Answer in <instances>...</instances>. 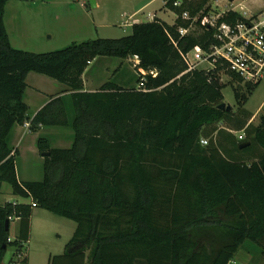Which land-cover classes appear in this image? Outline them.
<instances>
[{"label":"trees","instance_id":"1","mask_svg":"<svg viewBox=\"0 0 264 264\" xmlns=\"http://www.w3.org/2000/svg\"><path fill=\"white\" fill-rule=\"evenodd\" d=\"M8 1L0 0V185L30 202L0 204V264L8 247L12 260L19 255V264L27 263L24 243L34 208L75 222L64 251L47 264H229L245 245L264 253V106L256 125L251 113L235 116L218 108L226 84L242 107L259 81L242 83L218 60L211 69L183 73L180 52L206 50L216 39L198 21L181 35L178 29L188 28L191 19L180 14L205 13L210 0H183L180 7L169 1L165 6L177 15L172 24L155 17L134 22L120 38L43 53L11 45L4 24ZM240 17L228 10L219 21ZM103 56H136L137 63H130L135 85L106 81L84 91L83 72ZM29 72L67 91L31 116L23 99ZM222 73L229 79L222 81ZM26 122L34 133L58 125L73 132L67 148L49 147L38 136V150L48 149L39 181L16 175L17 149L9 137ZM236 130L244 132L237 140ZM232 142L243 150L256 146L257 155L245 159ZM15 218L19 235L9 240Z\"/></svg>","mask_w":264,"mask_h":264},{"label":"rangeland","instance_id":"2","mask_svg":"<svg viewBox=\"0 0 264 264\" xmlns=\"http://www.w3.org/2000/svg\"><path fill=\"white\" fill-rule=\"evenodd\" d=\"M139 0H99L98 7H91L88 0H10L5 6L4 22L14 48L43 53L64 48L74 42H82L95 38H120L130 33V27L121 26L125 17L120 18L123 9L132 8ZM157 0L149 8L161 4ZM213 1L209 3L213 6ZM220 8L228 7L229 0H216ZM264 0H234L231 7L240 13H248L246 7L250 3L260 6ZM217 7V6H216ZM157 17L172 24L175 18L168 9H159ZM139 18L145 20L144 15ZM120 22V23H119ZM122 65H121V64ZM120 67L117 73L114 69ZM91 74L96 82L95 90L106 81H114L121 85H135L137 75L130 62L114 57H99L91 66ZM34 75V76H33ZM127 79L128 83H127ZM225 79V78H224ZM24 101L28 105L31 116L41 100L48 93L60 92L65 85L45 75L29 73L26 78ZM36 88L44 91L39 92ZM57 94V93H56ZM223 102L231 106L235 116L251 113L250 123L256 125L258 116L264 106V73L247 102L238 107L231 84L222 89ZM54 98V97H53ZM243 114V115H244ZM29 130L28 126L23 125ZM13 128L9 137L10 145L17 149L15 155L16 175L19 181H39L44 176V157L48 149L39 151L37 138L45 136L49 147L67 148L72 142V129L67 126H42L38 133L24 132ZM236 140L244 135L243 131L234 132ZM236 153L245 159L257 155L256 146L243 150L238 142L229 143ZM13 198L11 187L0 185V204ZM17 229L16 221L10 222L9 234L12 236ZM75 222L57 216L47 210L35 208L30 225L29 240L24 243L27 253L26 264H47L49 255L60 254L72 236ZM13 248L8 247L3 264L12 260ZM49 256V257H48ZM229 264H264V253H259L251 246L245 245L234 255Z\"/></svg>","mask_w":264,"mask_h":264},{"label":"built area","instance_id":"3","mask_svg":"<svg viewBox=\"0 0 264 264\" xmlns=\"http://www.w3.org/2000/svg\"><path fill=\"white\" fill-rule=\"evenodd\" d=\"M169 1L173 7H180L183 0H164V4ZM226 11L228 10L221 12L210 7L207 12L193 17H190L188 11L181 12L182 19H191L188 28L178 29L181 35L187 34L198 21L200 27L212 30L216 39V43L210 44L206 50L194 46L188 51L180 52L186 66L183 73L211 69L218 60L242 83H257L264 73V8L256 12L242 13L241 17L234 21H219ZM132 57L136 59V56ZM227 79L228 75L222 73L221 80ZM24 125L28 126L29 123L26 122ZM201 142L206 144V140ZM19 259V255H16L6 264H19Z\"/></svg>","mask_w":264,"mask_h":264},{"label":"crops","instance_id":"4","mask_svg":"<svg viewBox=\"0 0 264 264\" xmlns=\"http://www.w3.org/2000/svg\"><path fill=\"white\" fill-rule=\"evenodd\" d=\"M95 1V6L94 7H98L99 6V0H94ZM155 1H157V0H139L137 3H135L134 5H133V7L132 8H129V9H123L122 11H121V13H120V18H123V17H125V19L120 23V25L121 26H127V27H130L131 28V25L134 23V22H140V21H147V20H151V19H153V18H155V17H157V13H158V10L160 9H163V7H164V9H168V10H170L171 12H173L171 9H169V8H167L166 6H165V4H164V0H162L161 1V4L159 5V6H157V7H155V8H149L151 5H153V3L155 2ZM230 1V3H228V7H226V8H220L218 5H217V1L216 0H214L213 1V6H211L210 5V7H214L217 11H225V10H233V11H236V12H238L239 14H242V13H240L235 7H231V3L234 1V0H229ZM9 2V1H8ZM7 2V3H8ZM6 3V4H7ZM6 4H5V6H6ZM210 4V3H209ZM217 6V7H216ZM262 8H264V2L260 5V6H258V5H253V4H249V5H247V7H246V9H247V11H248V13H251V12H256V11H258V10H260V9H262ZM246 12V11H245ZM244 12V13H245ZM4 13H5V9H4ZM174 13V12H173ZM141 15H144V18H145V20H143L142 18H139ZM174 15H175V18L177 17V15L174 13ZM175 18H174V20H175ZM174 22V21H173ZM4 24H5V22H4ZM5 28H6V25H5ZM6 31H7V29H6ZM7 34H8V31H7ZM8 37H9V34H8ZM9 41H10V38H9ZM10 43H11V41H10ZM99 59V57H97V58H95V59H93L89 64H88V66H87V68L85 69V71L83 72V74H82V81H83V90L84 91H94L95 90V86L94 85H96V82L97 81H95V79H94V77H92V74H91V66H92V64L94 63V62H96L97 60ZM123 61H126V62H135V63H137V59H134L133 57H130V58H127V59H125V60H123ZM121 64V63H120ZM122 65V64H121ZM118 67H116L115 69H114V73H117L118 71H116V69H117ZM29 73H31V72H29ZM29 73L27 74V76L29 75ZM34 73V72H33ZM36 74H38V73H36ZM42 75V74H41ZM34 76V75H33ZM27 78V77H26ZM128 80L129 79H127V82H128ZM39 92H37V94H40V92L41 93H43V94H45L44 93V91H42V90H40V89H38V88H36ZM65 89L66 88H63L62 90H60V92L58 93V92H55V93H48V92H46V95L43 97V99L41 100L42 102L37 106V108L34 110V112H33V114L37 111V110H39L44 104H46L51 98H53V97H56V96H60V95H63V94H66L67 93V91H65ZM57 93V94H56ZM24 94H25V92H24ZM24 99V98H23ZM32 114V115H33ZM13 128H20V129H22V132H21V134L22 133H24L25 131L26 132H31V131H29V130H26V129H24V127H23V125H16V126H14ZM40 130V129H39ZM39 132V131H38ZM38 132H35V133H38ZM34 133V132H33ZM12 196H13V198H12V200L11 201H17V202H25V203H27V202H30V199L29 198H22V197H20V196H17V195H13L12 194ZM34 214H35V208L33 209V211H32V215H31V217H30V225H31V222H32V218H33V216H34ZM12 221H16V224H17V229H16V231H15V233H13V235L11 236L10 234H9V238H10V240H14L15 238H17L18 237V235H19V227H20V224H19V219L18 218H15V219H13ZM11 221V222H12ZM9 229H10V226H9ZM29 233H30V230H29ZM29 240V239H28ZM49 256H51V255H49ZM48 256V257H49ZM48 261V260H47Z\"/></svg>","mask_w":264,"mask_h":264},{"label":"water","instance_id":"5","mask_svg":"<svg viewBox=\"0 0 264 264\" xmlns=\"http://www.w3.org/2000/svg\"><path fill=\"white\" fill-rule=\"evenodd\" d=\"M88 3L90 4L91 7H94L95 6V1L94 0H88ZM218 108H220V109H226L227 111H230L231 110V106L229 104H227V103H224V102H222L221 104H219L218 105ZM245 145L246 144H242L241 147H243ZM7 227H8V222H6V229H7Z\"/></svg>","mask_w":264,"mask_h":264}]
</instances>
